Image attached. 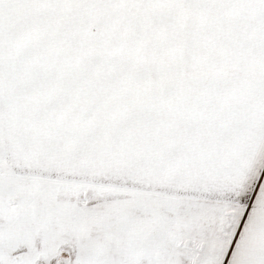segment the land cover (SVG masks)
I'll return each instance as SVG.
<instances>
[{
    "label": "snow or ice",
    "instance_id": "obj_1",
    "mask_svg": "<svg viewBox=\"0 0 264 264\" xmlns=\"http://www.w3.org/2000/svg\"><path fill=\"white\" fill-rule=\"evenodd\" d=\"M0 264H264V0H0Z\"/></svg>",
    "mask_w": 264,
    "mask_h": 264
}]
</instances>
